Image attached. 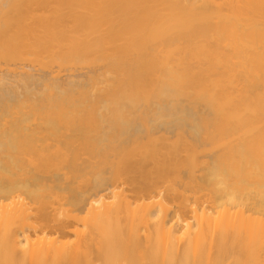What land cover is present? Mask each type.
I'll list each match as a JSON object with an SVG mask.
<instances>
[{
  "label": "bare ground",
  "instance_id": "obj_1",
  "mask_svg": "<svg viewBox=\"0 0 264 264\" xmlns=\"http://www.w3.org/2000/svg\"><path fill=\"white\" fill-rule=\"evenodd\" d=\"M0 264H264V0H0Z\"/></svg>",
  "mask_w": 264,
  "mask_h": 264
},
{
  "label": "rangeland",
  "instance_id": "obj_2",
  "mask_svg": "<svg viewBox=\"0 0 264 264\" xmlns=\"http://www.w3.org/2000/svg\"><path fill=\"white\" fill-rule=\"evenodd\" d=\"M207 148H209V147H207Z\"/></svg>",
  "mask_w": 264,
  "mask_h": 264
}]
</instances>
